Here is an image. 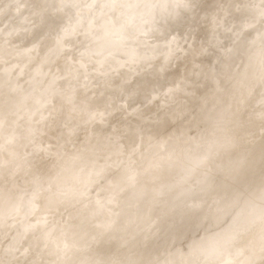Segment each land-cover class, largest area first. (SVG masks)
Listing matches in <instances>:
<instances>
[{"label": "clouds", "instance_id": "clouds-1", "mask_svg": "<svg viewBox=\"0 0 264 264\" xmlns=\"http://www.w3.org/2000/svg\"><path fill=\"white\" fill-rule=\"evenodd\" d=\"M0 264H264V0H0Z\"/></svg>", "mask_w": 264, "mask_h": 264}]
</instances>
